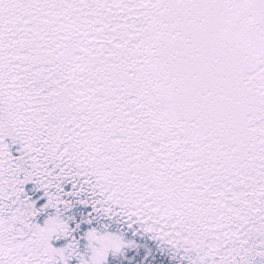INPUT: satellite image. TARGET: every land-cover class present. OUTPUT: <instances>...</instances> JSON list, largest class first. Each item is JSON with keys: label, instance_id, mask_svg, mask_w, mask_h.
I'll return each instance as SVG.
<instances>
[{"label": "snow or ice", "instance_id": "obj_1", "mask_svg": "<svg viewBox=\"0 0 264 264\" xmlns=\"http://www.w3.org/2000/svg\"><path fill=\"white\" fill-rule=\"evenodd\" d=\"M149 244L264 264V0H0V264Z\"/></svg>", "mask_w": 264, "mask_h": 264}, {"label": "trees", "instance_id": "obj_2", "mask_svg": "<svg viewBox=\"0 0 264 264\" xmlns=\"http://www.w3.org/2000/svg\"><path fill=\"white\" fill-rule=\"evenodd\" d=\"M141 254H143V252H141ZM153 254L156 256L157 264H168L167 259L165 257L158 255L155 251V248H154Z\"/></svg>", "mask_w": 264, "mask_h": 264}, {"label": "rangeland", "instance_id": "obj_3", "mask_svg": "<svg viewBox=\"0 0 264 264\" xmlns=\"http://www.w3.org/2000/svg\"><path fill=\"white\" fill-rule=\"evenodd\" d=\"M149 247H151V248H152V250H153V246H152L151 244H149ZM141 250H144V249H141Z\"/></svg>", "mask_w": 264, "mask_h": 264}]
</instances>
